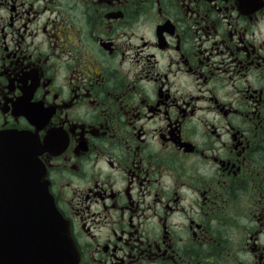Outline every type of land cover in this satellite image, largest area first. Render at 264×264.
I'll return each instance as SVG.
<instances>
[{"label": "flooded vegetation", "instance_id": "flooded-vegetation-1", "mask_svg": "<svg viewBox=\"0 0 264 264\" xmlns=\"http://www.w3.org/2000/svg\"><path fill=\"white\" fill-rule=\"evenodd\" d=\"M20 135L78 264H264V0H0Z\"/></svg>", "mask_w": 264, "mask_h": 264}, {"label": "water", "instance_id": "water-1", "mask_svg": "<svg viewBox=\"0 0 264 264\" xmlns=\"http://www.w3.org/2000/svg\"><path fill=\"white\" fill-rule=\"evenodd\" d=\"M26 138L21 136V147ZM15 160L14 182L0 186V241L10 230L17 243L0 248V264H78L68 224L56 208L43 167L23 148Z\"/></svg>", "mask_w": 264, "mask_h": 264}]
</instances>
